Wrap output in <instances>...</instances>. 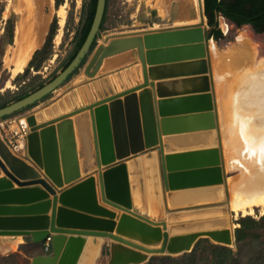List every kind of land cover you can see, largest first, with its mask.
<instances>
[{
  "label": "water",
  "instance_id": "obj_1",
  "mask_svg": "<svg viewBox=\"0 0 264 264\" xmlns=\"http://www.w3.org/2000/svg\"><path fill=\"white\" fill-rule=\"evenodd\" d=\"M106 5L97 0L89 33L68 66L1 107L0 119L39 102L79 69ZM201 9L198 24L108 35L84 69L91 81L27 117L24 154L12 152L0 131V236L51 240L52 252L30 264H98L107 240L109 264L183 255L202 238L236 241L215 130L216 24L208 25L204 0ZM131 50L140 61L137 83H127L129 71L118 83L109 75L96 79L105 59ZM200 192L201 199L178 200Z\"/></svg>",
  "mask_w": 264,
  "mask_h": 264
},
{
  "label": "rangeland",
  "instance_id": "obj_2",
  "mask_svg": "<svg viewBox=\"0 0 264 264\" xmlns=\"http://www.w3.org/2000/svg\"><path fill=\"white\" fill-rule=\"evenodd\" d=\"M89 2L90 0L0 1V104L5 102H14L17 97L26 92H31L40 83L49 82L53 75H58L64 69L65 62H67L74 53L78 40V31L82 27V20L85 18L86 14L85 9L88 7ZM178 2V0H108V8L103 29L96 40L95 47L86 57L84 64H82L77 72L73 74L70 79L65 81L59 88L48 94L39 102L35 103L34 107L30 109L24 108L26 111L22 109L20 112L18 111V113L16 112L8 118L25 114L26 116H29L31 111L33 112V109L35 110L37 106L40 105L41 107V105L46 104L44 106L46 107L49 103L61 99V97L69 90H72L77 86H82L84 84V80L86 79V77L84 78V69L88 61L90 60L96 46L101 42L103 43V40L108 35L117 34L118 32L125 33L127 31L133 32V30H148L151 28L157 29V27L160 29L185 23H193L198 16L199 10L197 11L196 6H194L193 10L189 14L180 16L178 14ZM163 6L165 8H163ZM61 8L65 10H63L64 18L61 15ZM55 20H57V30L53 40L52 55L49 59L44 61L40 70L29 69L26 73L35 51L40 49L46 42L51 25ZM219 27L222 29L225 38L220 40H215L213 38V41H211V44L213 45L211 58H213L212 64L214 67V73H218L220 71L219 73L221 74L231 75L233 70L237 69L238 60L244 58V56L248 54L249 50L255 52L254 62L260 63V60H264V33L255 32L249 25L237 27L233 22L223 16H220ZM38 31L39 34H37ZM34 40L37 41V48H35V51L28 60L27 64L23 67L22 71L14 74V65H12L11 60H16L19 56L20 49L26 47L28 43ZM7 56H9V58ZM134 58L137 57L133 56L129 60L127 58L117 63V67H121V69L113 73V78L116 83H118L117 76L124 75L127 71L131 74V79L128 80L127 83L129 84L131 81H136L137 83L139 75L136 68L140 61L137 58L139 61H137L138 63H131V60ZM7 59L9 60L7 61ZM214 59L216 62H214ZM111 60H113V58L106 59V65L110 64ZM126 63H129V65H126ZM262 64H264V62H262ZM103 69H105V66ZM67 89L69 90L66 91ZM44 107L38 110L36 109L35 112H39ZM220 108L222 109V104L220 105ZM44 117H46V115H44ZM3 120L0 119V128ZM2 135L3 133L1 131V136ZM22 153H25V147ZM227 175L234 180L238 177L239 171L238 169H231ZM228 216L234 221V231H236V228L239 227V220L242 217L250 216L259 220L264 216V210L257 207L253 214L247 215H243L242 213L235 214V212L231 211ZM259 232L262 233V236L259 239H254L252 241L251 252L249 253H253L258 249L264 248V230H259ZM14 238L17 237H10L11 240ZM211 241L214 242L213 240ZM111 242V240H107L104 245L103 253L98 261V264H109L111 259ZM47 243L50 245L49 250H46ZM36 244L37 243H34L30 236H22L21 241L14 249L7 251L0 249V264H30L34 256L38 254H49L52 252L51 240H46L43 243ZM229 247L236 251L238 248L237 241ZM25 248L26 250L32 252V255L25 253L23 251ZM3 259H5V261H3ZM148 263L149 262H145L142 264Z\"/></svg>",
  "mask_w": 264,
  "mask_h": 264
},
{
  "label": "bare ground",
  "instance_id": "obj_3",
  "mask_svg": "<svg viewBox=\"0 0 264 264\" xmlns=\"http://www.w3.org/2000/svg\"><path fill=\"white\" fill-rule=\"evenodd\" d=\"M178 1V14L180 16L189 14L196 6L197 11L199 10L198 16L191 24L201 22V0ZM163 8L165 7L163 6ZM63 10H61V15L64 18L65 10ZM191 24L185 23L176 26ZM157 29L159 28L157 27ZM37 34H39V31ZM36 46L37 41L34 40L28 43L26 47L20 49L16 60L10 59L12 65H14V74L22 71L35 48H37ZM212 49L213 45L210 43V55ZM254 54L255 52L249 50L244 58L238 60L237 69L233 70L231 75L221 74L219 73L220 71L218 73L215 72L216 74L213 72L218 108V123L215 128L219 138L218 148L221 149L227 174L231 169H238L239 171L236 179L232 180L229 176L227 178V207L229 212L233 211L235 214L242 213L243 215L253 214L257 207L264 210V154L260 151V144L264 141V64H262L264 60H260V63L254 62ZM7 57L9 58V56ZM214 62H216L215 59ZM221 104L222 109L220 108ZM21 147L23 146L20 145ZM12 152L14 151L12 150ZM202 194L200 192L180 195L178 200L188 198L201 199L205 196H201ZM227 217L230 220L228 229L232 232L235 223L228 214ZM1 237H6L8 240L6 241L4 240L5 238ZM10 237L17 238L10 241ZM21 238L22 236H0V249L4 251L14 249L21 241Z\"/></svg>",
  "mask_w": 264,
  "mask_h": 264
},
{
  "label": "trees",
  "instance_id": "obj_4",
  "mask_svg": "<svg viewBox=\"0 0 264 264\" xmlns=\"http://www.w3.org/2000/svg\"><path fill=\"white\" fill-rule=\"evenodd\" d=\"M204 4L208 25L213 26L216 24L211 32V36L215 40L225 38L222 29L219 27V22L217 23L218 14L233 22L237 27L249 25L255 32L264 33V0H204ZM96 6L97 0H90L88 7L85 9L86 14L85 18L82 20V27L78 31V40L74 53L70 59L65 62L64 68H66L73 60L83 45L91 28L95 16ZM107 8L108 0L100 32L103 29ZM56 30L57 20L52 23L44 45L35 51L26 73L29 71V69L40 70L44 61L49 59V57L52 55L51 52ZM99 35L100 33L97 35L92 49L95 47L96 40ZM84 62L85 60L82 64H84ZM54 77L56 76L53 75L49 81H51ZM70 77L68 79H70ZM44 84L45 82L40 83L31 92L39 89ZM31 92L24 93L23 95L17 97L15 101L29 95ZM8 104L9 102L0 104V108ZM34 106L35 105L33 104L26 107L25 109H30ZM9 116H6L2 119L8 118ZM239 224L240 226L237 227L235 231L236 241L238 243V248L236 251L229 246L214 243L208 238H202L198 241L195 248L191 252L179 256H155L151 258L148 264H264V248L258 249L253 253H249L251 252L252 241L254 239H259L262 236V233H260L259 230H264V216L259 220L250 216L242 217L239 220ZM23 251L28 255H32V252L26 250V248L23 249ZM3 261H5V259H3Z\"/></svg>",
  "mask_w": 264,
  "mask_h": 264
},
{
  "label": "built area",
  "instance_id": "obj_5",
  "mask_svg": "<svg viewBox=\"0 0 264 264\" xmlns=\"http://www.w3.org/2000/svg\"><path fill=\"white\" fill-rule=\"evenodd\" d=\"M27 117L26 115L13 116L8 118L5 124H1L0 129L4 138L15 153H21L24 150L28 136L31 133V126ZM20 145L23 147L20 148ZM49 246V243H47L46 250H49Z\"/></svg>",
  "mask_w": 264,
  "mask_h": 264
},
{
  "label": "crops",
  "instance_id": "obj_6",
  "mask_svg": "<svg viewBox=\"0 0 264 264\" xmlns=\"http://www.w3.org/2000/svg\"><path fill=\"white\" fill-rule=\"evenodd\" d=\"M132 52V53H131ZM129 53V54H128ZM128 53H124V54H122V55H118V56H113V57H110V58H113V60H111L110 62V64H108V65H106V59H105V61H104V63H103V65H102V67H101V69L99 70V72H98V74H97V77H96V79L97 78H99V77H103V76H105V75H109V76H111L112 78H113V73L114 72H117V71H119V69H121V67H117V63H119V61H122V60H124V59H127L128 58V60L129 59H131L133 56L134 57H137V53H136V50H131V51H128ZM128 55V56H127ZM115 58V59H114ZM108 59V58H107ZM134 60H136V61H134ZM139 60V59H138ZM137 60V58H134L133 60H131L132 62L131 63H133L134 62V64H136V63H138L139 61ZM138 61V62H137ZM113 62V63H112ZM115 64H116V66H115ZM126 65H129V63H126ZM103 66H105V69H103L104 67ZM115 66V67H114ZM85 75V74H84ZM86 77V79L84 80V83L86 84L87 82H89L91 79H89L86 75L84 76V78ZM114 79V78H113ZM134 83H136V81L134 82ZM131 85V84H130ZM70 89V88H69ZM69 89H67L66 91H68ZM119 89H121V88H119ZM65 91V92H66ZM64 92V93H65ZM50 104V103H49ZM46 104H44V105H41V107H40V105L39 106H37V108H35V110L33 109V112L31 111V114L32 113H36L35 111H36V109L38 110V109H40V108H42V107H44ZM26 115V114H25ZM30 115V114H29ZM3 120V119H2ZM8 121V119L7 118H5V120H3V122H1V124L2 123H6ZM2 131V130H1ZM3 174V176H4V173H2ZM2 174H1V176H2ZM96 176H98V175H96ZM97 181H98V179H97ZM98 183V182H97ZM15 187H18L17 185H15ZM52 197V196H51ZM2 238H5L4 240H8L6 237H2ZM14 239H16V238H14ZM9 240L11 241V239L9 238Z\"/></svg>",
  "mask_w": 264,
  "mask_h": 264
},
{
  "label": "snow or ice",
  "instance_id": "obj_7",
  "mask_svg": "<svg viewBox=\"0 0 264 264\" xmlns=\"http://www.w3.org/2000/svg\"><path fill=\"white\" fill-rule=\"evenodd\" d=\"M260 151L262 154H264V141H262L260 144Z\"/></svg>",
  "mask_w": 264,
  "mask_h": 264
}]
</instances>
